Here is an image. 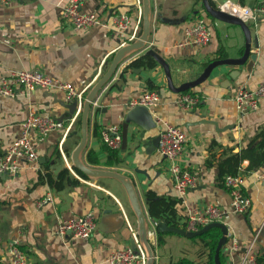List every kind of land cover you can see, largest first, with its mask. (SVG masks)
I'll use <instances>...</instances> for the list:
<instances>
[{"label": "crops", "instance_id": "obj_1", "mask_svg": "<svg viewBox=\"0 0 264 264\" xmlns=\"http://www.w3.org/2000/svg\"><path fill=\"white\" fill-rule=\"evenodd\" d=\"M69 1L15 0L8 7H0V79L15 72L40 70L78 91L88 86L90 90L95 85L127 39L101 26L84 31L64 26L63 13ZM212 1L218 6L219 0ZM231 1L246 7L259 3ZM152 5L153 32L148 48L168 62L176 87L196 80L220 50L227 59L244 54L246 41L241 29L207 19L202 0H152ZM139 6L141 0H86L81 9L104 19L111 10L127 13L132 20V32L140 20L142 27ZM200 18L212 27L210 43L204 47L186 44L184 28ZM249 27L252 53L257 57L252 73L246 66L216 68L192 90L191 94H197L201 103L191 110L179 106L182 94L168 88L160 65L154 69H128L129 63L146 51L122 64L100 93L101 108L91 119L87 149L97 152L101 161L100 166L94 167L113 169L134 178L147 211L149 198H179L181 202L175 210L181 229L192 209L214 205L225 211L224 224L231 235L221 251L225 264H241L247 254L256 262L264 259V162L258 164L264 154V101L256 111L241 115L233 100L240 89L255 90L264 82V16ZM151 85L158 87L154 91L160 93L161 101L149 110L155 121L162 122L150 131L139 130L132 123L127 149L121 152L123 163L118 167L105 166L106 154L101 140L93 135L94 126L99 130L113 125L122 128L130 101L152 91ZM60 101L70 103L60 91H23L15 99L0 94V156L20 136L21 125L30 113L60 119L67 112ZM77 122L64 120L61 130L47 136L32 133L38 159L23 163L18 175L0 178V263L13 260L10 247L18 244L30 264H108L111 254L131 247L135 240L138 224L122 185L115 180H84L72 168L71 155L79 144ZM163 122L180 128L188 136L181 162L200 178L183 198L174 189L170 173L165 171L159 147H154ZM64 169H69L79 184H66L63 190H57L53 183ZM233 174L245 178L243 190L252 202L247 214L231 212V196L222 181ZM48 196L53 202L40 206V201ZM82 215L97 219V230L90 240L57 237L61 222ZM165 234L164 246L155 245L157 264H168L162 263L166 259L163 250L174 242L173 236L185 240L176 242L185 258L191 259L192 253L198 252L189 250L198 242ZM234 244L238 251H231ZM202 253L203 250L199 259H206ZM168 259L169 263L174 262L172 256Z\"/></svg>", "mask_w": 264, "mask_h": 264}, {"label": "built area", "instance_id": "obj_2", "mask_svg": "<svg viewBox=\"0 0 264 264\" xmlns=\"http://www.w3.org/2000/svg\"><path fill=\"white\" fill-rule=\"evenodd\" d=\"M15 0H0V7H8ZM86 0H70L64 13V26L76 31L89 30L94 26H101L109 32L120 34L127 40L123 43H131L135 41L141 32V20L136 28L132 29V20L129 14L121 13L118 10H111L107 18H102L96 14H86L82 11L81 6ZM226 0L218 8L223 11V6L231 3ZM234 3V2H233ZM243 11L246 24L256 23L260 17L264 16V0H259L255 7H246L235 3ZM139 15L142 17V6H139ZM228 13V12H226ZM231 14V13H229ZM234 15V14H232ZM236 16V15H235ZM238 17V16H237ZM240 18V17H239ZM186 44H193L198 47L207 46L212 38V27L203 18L190 22L184 28ZM127 62V61H126ZM35 90H43L47 92H64L69 102H77V111L73 120L80 118L82 104L89 91V86L81 91L75 89L71 84L58 79L46 76L40 70H29L12 73L8 77L0 79V94L6 98L15 99L21 92H32ZM100 97V95H99ZM99 97L92 103L91 119H94L101 108ZM234 102L239 114L244 115L256 111L261 102L264 101V82L257 89L248 90L240 89L234 96ZM161 101V95L157 91H149L140 98L130 101L129 108L144 106L148 109L156 107ZM201 103V98L197 94L182 93L178 102L183 110H191ZM161 123V119H158ZM64 123L54 117L41 115L32 112L28 115L21 125V134L10 145L6 151L0 156V175L16 176L19 174L23 163L35 162L38 159L37 151L34 146L32 133H38L41 136H47L57 130L63 128ZM102 143L112 150H121L122 148V128L118 125L103 127L100 130ZM159 151L165 158V171L170 173L171 180L179 197L183 198L187 192L198 185L200 178L197 174L188 170L183 166L181 157L185 153L188 145V136L178 127L163 122L160 131ZM223 186L229 191L231 196V212L235 214L249 213L252 202L244 193L245 178L243 175H228L222 181ZM53 198L48 196L39 205L44 206L52 203ZM227 213L221 208L214 205H207L202 209H192L189 211L188 217L184 222L182 229L188 232H197L212 223H224ZM160 221H150V236L153 243H157L156 226ZM97 230V219L93 215L76 216L70 220L61 222L56 231L57 237L73 239H81L88 241L93 237ZM230 233L227 238L229 240ZM136 249L131 247L116 251L111 254L108 264H146V254L138 243L137 233H134ZM231 251H238V246L233 245ZM13 260L10 263L0 264H30L27 255L21 250L18 244L10 247ZM241 264H256L255 259L248 254Z\"/></svg>", "mask_w": 264, "mask_h": 264}, {"label": "water", "instance_id": "obj_3", "mask_svg": "<svg viewBox=\"0 0 264 264\" xmlns=\"http://www.w3.org/2000/svg\"><path fill=\"white\" fill-rule=\"evenodd\" d=\"M141 3L143 21L139 37L135 41L125 44L124 46L119 48V50L113 56L108 69L105 71L102 77L95 83V85H93V87L88 91L86 98L82 104V110L80 115L81 140L71 155V161L72 168H75L76 170L84 174L90 181L97 182L102 179L115 180L122 185L126 193L131 211L137 220L138 243L146 254V264H157L155 243H153V241L151 240V236L149 233L151 219L148 214V211L145 208L143 198L137 188L134 178L113 169L94 167L86 161V152L90 141V120L92 103L99 97L103 89L110 83V81L117 73L119 67L126 61L143 51H146V54L153 57L156 62L163 68L167 78L168 88L172 92L177 94H182L187 91L193 90L194 88L203 84L211 76L212 72L216 68L221 66H246L247 71L252 73L257 57L254 53H252V33L249 25L246 24L241 18L223 12L218 7H214L213 5H211L210 0H202V4L205 10L213 19L228 25L238 26L242 29L246 41L245 51L244 54L237 59H221L211 62L196 80L184 83L181 86L176 87L173 82L171 68L168 62L157 51L148 48V44L150 42V38L153 32L152 0H141ZM59 104L62 107L66 108L67 112L62 115L58 120L62 122L64 120H72L77 111V102L73 101L66 104L65 102L60 101ZM132 123L137 125L139 127V130L141 129L144 131H150L156 128L157 126V123L154 120L152 113L147 107L137 106L134 108H130L127 113H125L124 123L122 125V151L127 149L129 139V127ZM159 143L160 136L155 139L154 147L158 148ZM0 178H6V176L0 175ZM211 228H219L222 231V238L218 243L215 256L216 263L221 264L220 252L228 242L227 235L229 233V230L226 224L212 223L197 232H188L185 229L171 227L163 221H160L156 226L157 233H175L188 239L200 237ZM131 248H137L135 240L131 242Z\"/></svg>", "mask_w": 264, "mask_h": 264}, {"label": "trees", "instance_id": "obj_4", "mask_svg": "<svg viewBox=\"0 0 264 264\" xmlns=\"http://www.w3.org/2000/svg\"><path fill=\"white\" fill-rule=\"evenodd\" d=\"M211 5L214 7H217L214 1L210 0ZM204 13L207 16V19L211 21H216L213 19L205 10L204 6H202ZM221 59H227V56L224 54L222 50H220L217 53V56L215 60H221ZM159 64L156 62V60L147 55L144 54L141 57L136 58L132 62L129 63L128 69H132L133 71L136 69H154L158 67ZM205 66H208L206 64ZM158 87L151 85L149 86V90H157ZM192 90L187 91L185 93H191ZM184 93V94H185ZM78 125L81 126V121L78 119ZM91 125V120H90ZM94 137L101 140L100 130L97 126H94ZM103 152L106 154V161L105 166L107 167H118L123 163V158L121 157L122 150H112L109 147H107L104 143H102L101 146ZM86 161L92 166H100L101 161L97 155V152H95L93 149H89L86 152ZM264 162V154L259 158L258 164H261ZM75 173L81 177L84 180L90 181L84 174L73 168ZM235 175V174H233ZM66 184L71 185H77L79 184V181L76 179H73L71 176V172L69 169H64L63 171L58 174L57 179L54 181L53 185L57 190H63L65 188ZM148 199V198H147ZM151 199H148V212L151 218L155 220H163L165 221L169 226L180 228L179 223L176 221V206L181 202L179 198L175 199H160L157 201H150ZM173 235H176L175 233H171ZM165 233L160 234L158 233L157 236V245L159 248L163 247L165 244ZM222 238V231L219 228H211L209 229L205 234H203L200 237L194 238L192 240L198 242L203 247V256H206V259H200L199 261H194L188 258H181L180 260L176 262H171L168 264H217L216 263V250L218 247V243ZM220 262L221 264H225V256L222 252H220ZM264 259H258L256 264H263Z\"/></svg>", "mask_w": 264, "mask_h": 264}, {"label": "rangeland", "instance_id": "obj_5", "mask_svg": "<svg viewBox=\"0 0 264 264\" xmlns=\"http://www.w3.org/2000/svg\"><path fill=\"white\" fill-rule=\"evenodd\" d=\"M223 2H225V0H219L218 1V6L219 7ZM216 23H222L220 21H215ZM238 27V26H236ZM232 28V27H231ZM240 28V27H239ZM238 28V29H239ZM241 29V28H240ZM242 31V29H241ZM80 119V118H79ZM78 121V119H77ZM77 131L79 132V142L81 140V126L78 125V122H77ZM173 241L174 242H171L164 250H163V254H165L166 256V259H162V263H169L170 262V259H168V257L172 256L174 259L173 261L176 262L178 260H180L181 258H185L183 254V251L180 250V248L176 245V242L177 241H185V240H181L182 238H180L179 236H173ZM185 243V242H183ZM185 247V246H184ZM189 250H191L192 252L195 250V251H198L197 253L194 254V252L192 253V257H191V260H194V261H199V252L202 250V246L200 244H198V246H193V248H189ZM187 258V257H186Z\"/></svg>", "mask_w": 264, "mask_h": 264}, {"label": "bare ground", "instance_id": "obj_6", "mask_svg": "<svg viewBox=\"0 0 264 264\" xmlns=\"http://www.w3.org/2000/svg\"><path fill=\"white\" fill-rule=\"evenodd\" d=\"M223 10L244 19L243 11L241 10V8L232 2L224 5Z\"/></svg>", "mask_w": 264, "mask_h": 264}]
</instances>
